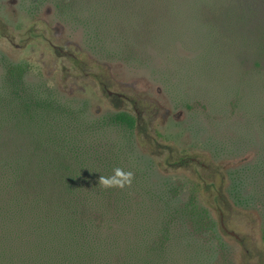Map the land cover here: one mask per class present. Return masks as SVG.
Returning a JSON list of instances; mask_svg holds the SVG:
<instances>
[{
	"label": "rangeland",
	"instance_id": "374dc122",
	"mask_svg": "<svg viewBox=\"0 0 264 264\" xmlns=\"http://www.w3.org/2000/svg\"><path fill=\"white\" fill-rule=\"evenodd\" d=\"M17 66L23 97L51 95L90 122L137 118L97 140L134 186L102 229L117 254L167 228L171 264H264V0H0V182L34 148ZM9 228V254L38 245Z\"/></svg>",
	"mask_w": 264,
	"mask_h": 264
},
{
	"label": "trees",
	"instance_id": "16d2710c",
	"mask_svg": "<svg viewBox=\"0 0 264 264\" xmlns=\"http://www.w3.org/2000/svg\"><path fill=\"white\" fill-rule=\"evenodd\" d=\"M226 11L213 10L212 19L218 16L227 26ZM26 71L25 66L13 69V94L19 115L27 121L25 129L33 133L34 148L19 164L12 159L5 163L9 169L0 182V264H34L37 258L42 264H171L167 228L148 231L144 243L128 246L121 254L116 253L118 240H105L102 233L107 215L128 206L134 186L130 187L131 176H116V169L129 173L120 155L110 144L100 150L97 140L102 126L132 131L138 126L136 118L118 112L106 117V124L90 122L51 95L23 97L18 87ZM101 178L114 183L106 186ZM202 214L206 213L199 214L201 224L209 219ZM207 224L211 228L210 220ZM11 225L28 227L40 237L25 257L7 250L3 238Z\"/></svg>",
	"mask_w": 264,
	"mask_h": 264
},
{
	"label": "flooded vegetation",
	"instance_id": "af4514ba",
	"mask_svg": "<svg viewBox=\"0 0 264 264\" xmlns=\"http://www.w3.org/2000/svg\"><path fill=\"white\" fill-rule=\"evenodd\" d=\"M56 48H59V47H56ZM108 95L109 96H114V97H117V98H120V99H126L127 97L124 95V94H121V93H116V92H113V91H108ZM122 112H127V111H122ZM127 113H129V112H127ZM130 114V113H129ZM132 115V114H131ZM132 116H134V115H132ZM135 117V116H134ZM104 116H101V117H98L97 119H95L94 121H92V122H96V123H101V124H103L104 123ZM136 118V117H135ZM136 120H137V118H136ZM137 123H138V121H137ZM226 231H227V229H225Z\"/></svg>",
	"mask_w": 264,
	"mask_h": 264
},
{
	"label": "clouds",
	"instance_id": "9594fccd",
	"mask_svg": "<svg viewBox=\"0 0 264 264\" xmlns=\"http://www.w3.org/2000/svg\"><path fill=\"white\" fill-rule=\"evenodd\" d=\"M116 176H123L125 179L131 176V173H123L120 169H116ZM102 183L106 186L110 185L111 183H114V181H110L108 179L101 178ZM122 186V185H121Z\"/></svg>",
	"mask_w": 264,
	"mask_h": 264
},
{
	"label": "water",
	"instance_id": "95a60500",
	"mask_svg": "<svg viewBox=\"0 0 264 264\" xmlns=\"http://www.w3.org/2000/svg\"><path fill=\"white\" fill-rule=\"evenodd\" d=\"M223 228L226 229L225 226H223ZM230 234L233 235V236H235V234L233 232H231Z\"/></svg>",
	"mask_w": 264,
	"mask_h": 264
}]
</instances>
